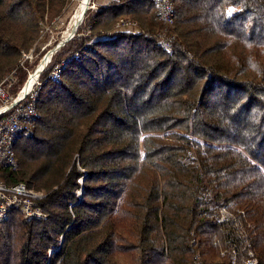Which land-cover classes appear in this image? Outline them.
I'll list each match as a JSON object with an SVG mask.
<instances>
[{"label":"trees","instance_id":"trees-1","mask_svg":"<svg viewBox=\"0 0 264 264\" xmlns=\"http://www.w3.org/2000/svg\"><path fill=\"white\" fill-rule=\"evenodd\" d=\"M172 3L170 26L148 0L87 9L39 73V116L0 182L40 192L44 216L0 221V264H224L219 245L238 233L264 264V0ZM70 5L0 0L14 94L21 53Z\"/></svg>","mask_w":264,"mask_h":264},{"label":"built area","instance_id":"built-area-1","mask_svg":"<svg viewBox=\"0 0 264 264\" xmlns=\"http://www.w3.org/2000/svg\"><path fill=\"white\" fill-rule=\"evenodd\" d=\"M157 13L158 20L164 25L170 26L173 23L174 7L172 0H148ZM95 8L94 5L91 9ZM135 23L128 19H120L116 27H126ZM49 56V60H50ZM33 58V49L21 53L19 67L27 70L28 79L30 72L26 68L28 62ZM17 67L10 70L0 80V166L10 170L16 169L14 145L23 133H29L31 127L39 116L35 107V97L38 85V78L31 88L23 91L24 84L14 94L13 86L17 82ZM60 67L54 66L50 73L52 80L58 81ZM41 197L40 192L29 189L25 183L17 182L6 185L0 182V221L10 216L12 211H17L22 217L28 219H39L44 216L41 207L37 204V199ZM230 202L218 208L217 221L227 223L233 219L230 210ZM226 239L225 244H220L216 239L214 244L219 245V256L225 257L224 264H260L253 250L249 247L244 235L238 233ZM190 264H204L199 254H194Z\"/></svg>","mask_w":264,"mask_h":264},{"label":"rangeland","instance_id":"rangeland-1","mask_svg":"<svg viewBox=\"0 0 264 264\" xmlns=\"http://www.w3.org/2000/svg\"><path fill=\"white\" fill-rule=\"evenodd\" d=\"M93 1H94V3L92 2L90 4L94 5L96 8L97 4L98 5H104V4L111 2L112 0H93ZM80 2H81V0H71V5H70L69 10L63 16L59 17V19L57 21H54V25L47 26V29H46L47 30L46 31L47 37H46V39H44L42 41V43L39 44L38 51L36 53H34V51H33V58L31 60V62H28V64H32L34 62V59L36 56L37 57L39 56L40 58H39L38 62L32 67V69H29V72H31L35 69V67L39 64L40 59L43 56H45V54H47V52L50 49L54 48L59 41H61L62 39H64L65 37L68 36V34H66V32L69 33L68 29H69L71 18L73 16V14L75 13L76 9L79 7ZM89 2H90V0H89ZM95 8H92V9H95ZM75 24H76V22L74 23V25ZM74 25H73V27H74ZM131 26H133V25H129L126 27H131ZM55 41H57V42H55Z\"/></svg>","mask_w":264,"mask_h":264},{"label":"bare ground","instance_id":"bare-ground-1","mask_svg":"<svg viewBox=\"0 0 264 264\" xmlns=\"http://www.w3.org/2000/svg\"><path fill=\"white\" fill-rule=\"evenodd\" d=\"M90 5L89 0H81L79 7L76 9L75 13L73 14L71 21H70V25H69V33H71L72 29H73V25L75 22H78L82 12L84 9L87 8V6ZM68 32H66V34H69ZM65 36V35H64ZM50 55V50L47 52V54H45V56H43L40 59L39 64L35 67V69L33 71L30 72V75L28 77V79L26 80L25 84H24V88L23 91H26L28 89L31 88L32 84L35 82L36 78H38V72L39 70L43 67V65L46 63V61L48 60V57Z\"/></svg>","mask_w":264,"mask_h":264},{"label":"water","instance_id":"water-1","mask_svg":"<svg viewBox=\"0 0 264 264\" xmlns=\"http://www.w3.org/2000/svg\"><path fill=\"white\" fill-rule=\"evenodd\" d=\"M91 6H92V5L90 4V5L87 6L86 9L83 10V12H82V14H81V18L79 19L78 22H76V24L74 25V27H73L71 33H69L67 37H65L64 39H62L61 41H59V42L57 43V45H56L54 48L50 49V55H49V56H52V54L55 52L56 49H58L61 45H63L68 39H70V38L73 36V34H74L75 30H76V27H77L78 23H79V22L82 20V18H83V15H84L85 11H86L87 9H90ZM50 58H51V57H50ZM47 62H49V57H48V60L46 61V63L43 65V67L39 70V72H38V76H39V73L43 70V68H44L45 65L47 64Z\"/></svg>","mask_w":264,"mask_h":264}]
</instances>
